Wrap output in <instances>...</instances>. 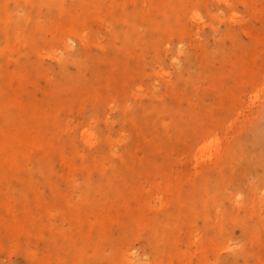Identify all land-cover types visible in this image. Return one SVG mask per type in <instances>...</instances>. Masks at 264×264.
Masks as SVG:
<instances>
[{
	"label": "rangeland",
	"instance_id": "rangeland-1",
	"mask_svg": "<svg viewBox=\"0 0 264 264\" xmlns=\"http://www.w3.org/2000/svg\"><path fill=\"white\" fill-rule=\"evenodd\" d=\"M91 1L0 0V79L7 68L27 69L37 81L30 91L52 113L47 128L90 124L100 136L87 147L66 129L61 140L100 156L108 149L102 137H111L133 152L141 164L124 176L125 189L142 186L129 200L136 209L147 203L148 220L73 223L65 199L83 193L84 173L56 162L54 174H38L32 152L10 178L12 190L0 179L9 204L3 220L25 229L2 231L0 264H133L131 250L136 264H264V167L256 165L261 144L250 141L264 126V0H166L181 4V32L151 13L153 0H99L97 20ZM70 16L84 24L86 46L76 27L64 26ZM45 90L58 93L54 104ZM31 121L14 109L0 116V124L25 123L33 133ZM64 150L68 162L82 163ZM84 244L117 252L80 254Z\"/></svg>",
	"mask_w": 264,
	"mask_h": 264
},
{
	"label": "bare ground",
	"instance_id": "bare-ground-1",
	"mask_svg": "<svg viewBox=\"0 0 264 264\" xmlns=\"http://www.w3.org/2000/svg\"><path fill=\"white\" fill-rule=\"evenodd\" d=\"M139 1L142 3L143 0ZM153 2H155V8L151 13L156 18L161 17L163 24L175 25L176 31L181 32L183 26L177 18L182 11L181 4H169L166 0H153ZM117 5L120 4L117 3ZM100 7H102V3L99 0H92L89 3L88 12L96 20V12H99L98 8ZM63 21L64 26L76 27V31L73 33L79 36L83 45L86 46V33L83 32L82 25L84 24L81 20L76 16H70ZM153 25L151 24V27ZM66 45L69 49L71 48L68 43ZM187 62L191 63V58L187 59ZM3 72H1L0 79V116H3L7 112V109H14L20 116L31 119L30 124L35 127L32 133L30 130H27L25 125L28 124L25 123H19L13 126L8 123L0 124V179L9 183V190L14 188L10 178L19 176L32 157V152H38V174H54L53 164L56 162L66 163L69 169L80 170L84 173L85 178L81 186L83 193H77V195L65 199V204L68 207L67 217L73 223L77 225L84 224L89 227L106 228V226L112 224H120L121 226L127 224L137 225L140 218L142 220H148L145 214L146 208L148 209L149 207L147 203H140L141 206L138 205L136 209L129 200L131 197H134V200L136 199V195L141 191L142 186L137 185L136 188L130 191L125 189L124 176L128 177L141 164V160L133 152H130L128 148H124V145H121L120 148L115 147V143L111 137H102L108 143V149L107 152L105 151L106 153L100 156H94L88 153L86 151L87 148L81 149L73 138L61 140V133L66 129L75 130L87 147L95 144L100 139V136L90 124L69 125L54 123L47 128L45 120L52 113L43 107L42 103H38L33 92L30 91V85H36L37 82L31 73H27V69L20 68L15 71L7 68ZM105 72L102 71L99 75L102 80L107 79V72ZM195 74V71L189 72V76H194ZM238 74L241 75L239 72ZM241 77L243 78V76ZM44 93L52 104L56 102L58 93L49 90H45ZM262 112H264V109ZM260 134H264V126L258 127L257 133H255L257 140L252 139L250 141L261 144L256 165L264 167V139ZM118 140L122 143L124 139L119 138ZM63 144L64 147L62 146ZM207 147V145H203L202 150L205 151ZM64 149L71 151L76 157H79L82 163L76 166L68 162ZM225 152L227 150L223 151L218 158L220 162L224 159L225 156L222 155ZM106 159L110 161L109 165H106ZM113 160H116V164H113ZM109 168L111 172H109ZM168 174L171 175L170 172ZM47 183L52 189H56L57 185L53 179L47 180ZM172 183L174 184L173 188L177 190L179 184ZM188 184H190L188 199H192L193 190H196L194 187L195 182L191 180ZM25 187L29 190L34 189L30 181L25 184ZM112 198L115 199L114 203L106 206ZM6 201L7 199L4 193H0V236L3 230H6L7 234H11L12 232H25V229L22 227L15 228L12 221L3 220L9 211V204ZM70 207L71 210H69ZM104 208L107 209L104 210ZM251 209L254 210L253 207ZM92 211L95 212L94 219L90 217V212ZM24 220V224L35 228V218L26 216ZM78 250L80 254L92 253L101 258H107L108 255L117 252L115 249L107 252V250L98 247L93 250L92 247L87 248L85 244L79 247ZM128 253L131 263L136 264L137 255L135 250H131ZM144 262L145 260L142 261V263Z\"/></svg>",
	"mask_w": 264,
	"mask_h": 264
}]
</instances>
